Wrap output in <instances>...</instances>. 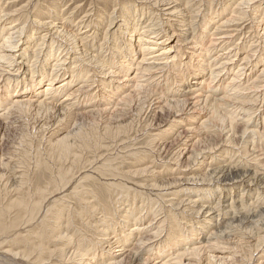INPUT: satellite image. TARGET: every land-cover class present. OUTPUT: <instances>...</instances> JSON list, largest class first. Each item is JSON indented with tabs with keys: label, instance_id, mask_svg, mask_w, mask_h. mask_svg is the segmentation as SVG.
<instances>
[{
	"label": "bare ground",
	"instance_id": "1",
	"mask_svg": "<svg viewBox=\"0 0 264 264\" xmlns=\"http://www.w3.org/2000/svg\"><path fill=\"white\" fill-rule=\"evenodd\" d=\"M74 1V7L66 11L61 0H49L47 13L39 8L32 20L25 14L24 22L19 18L21 8L9 24L6 21L14 19L15 12L3 7L19 0H0V246L9 243L0 264H264V208L252 212L251 217L243 213L247 199L251 207L264 204V20L259 19L261 12L260 17L250 12L251 17L242 8L261 0H232L235 9L220 24L214 20L226 12L225 2V9L221 7L213 17L200 12L201 6L211 7L212 0H206L207 4L205 0ZM88 1L96 6L83 11ZM109 6L112 12L104 14ZM77 13L82 16L74 18L78 28L73 32L69 25ZM41 15L48 17L35 18ZM245 19H259L262 24L261 34L254 35L257 38L251 44L244 41L247 27L222 29ZM27 21L31 22L29 27ZM233 33L244 36L241 46L234 43ZM229 40L234 42L228 46ZM257 41L260 44L256 45ZM217 46L220 50L213 54ZM93 85L95 94L87 90ZM60 95L62 101L54 104ZM132 111L136 118L146 114L142 134L147 142L142 151L133 149L136 145L131 136L136 132L131 131L135 120ZM11 116L17 120L9 122ZM140 118L135 123H140ZM29 119L35 124L41 121L39 129L50 119L61 128L45 138L48 160L38 153L32 166L23 162L28 152L17 148L18 155L11 152L9 158V148L4 149V143H10V130L16 132L18 123ZM23 121L18 133L22 148L27 145L23 144L27 129ZM169 136L172 139L166 142ZM120 137H127L121 142L132 144L128 155L132 154L136 165L125 163L133 170L121 171V166L110 161L113 156L110 160L102 157L101 152L111 148V142L107 146L104 142ZM234 148L240 149L241 159L251 168L247 165L239 170L235 165L238 159L236 167L229 166V155L240 153ZM16 155H22V160ZM10 162L18 165L11 167ZM158 163L166 168L155 171ZM91 169L101 182L108 179L103 188L106 193L120 190L125 197L131 190L116 179L149 174L151 180L146 181L152 182L148 186L151 190L179 189L174 196H184L187 203L176 198L177 207L186 206L183 209L197 220L182 231L175 215L172 221L170 213H165L159 223L155 222L152 233L156 236L166 229L167 222L168 227L174 225V232L147 249L145 244L154 237L144 236L148 232L143 229L150 227V222L141 228L135 215L123 213V221L118 219L122 194L119 200L112 193L79 196L84 184L96 181L88 174ZM34 171L42 181L33 188L30 173ZM163 174L170 178L155 182ZM65 193L74 201L73 206L65 204ZM4 196L9 198L2 202ZM235 206L238 215L233 211ZM98 211L103 213L99 218ZM141 251L158 259L142 257Z\"/></svg>",
	"mask_w": 264,
	"mask_h": 264
},
{
	"label": "rangeland",
	"instance_id": "2",
	"mask_svg": "<svg viewBox=\"0 0 264 264\" xmlns=\"http://www.w3.org/2000/svg\"><path fill=\"white\" fill-rule=\"evenodd\" d=\"M25 1H27V2H25ZM38 1V2H37ZM41 1V2H40ZM47 1V2H46ZM48 1L49 0H44V1H42V0H19V2L17 3V2H13V4H10L9 6H4V7H6V8H4L3 7V9L4 10H8L9 12H10V10H11V12L12 11H14L15 13H13L14 14V16H15V18L13 19L12 17H11V19L10 20H8V21H6V22H8L9 24L11 23V21H15L16 19H17V12L16 11H18V10H20L21 8L23 9V12H21L19 15V18H20V21L21 22H24V20L26 19L27 20V17H25V14H28V15H30V20H32L33 19V14L34 13H37V9L39 10V8H41L40 9V11H42V10H44V12H46V8H45V6L46 5H48L49 3H48ZM63 3H61V5H64V7H65V9L64 10H66V11H70L73 7H74V2H76V1H70V0H61ZM65 1V2H64ZM210 1V0H209ZM227 1V2H226ZM90 1H88V3H89ZM203 2V1H202ZM218 2V3H217ZM224 2H225V4H224ZM228 2H229V4H228ZM44 3V4H43ZM48 3V4H47ZM88 3H87V5L83 8V11L84 10H89L91 7H93L94 8V6H96V3H94V2H90L91 4H90V6H88ZM205 3L207 4V1L205 0ZM211 3H213V5H211V7H207V6H204V7H207V8H204V7H200V12H202V13H205L206 15L208 14L209 16L211 15V14H214L213 15V17H215V15L217 16V13H218V11L220 10V11H222L221 10V7L223 8V10L225 9V6L223 7L222 6V4H224V5H228V8H227V10H226V12H224L223 14H225V15H220V18L219 17H217L215 20H214V22L215 21H217V23H221V21L222 22H224L226 19H229L230 17V15H232L231 14V12H232V10L233 9H235V5L233 6V1L232 0H212L211 1ZM221 4V6H219L220 4ZM23 6H22V5ZM35 4V6H33ZM66 4V5H65ZM95 4V5H94ZM205 4V5H206ZM218 4V5H217ZM69 5V6H68ZM85 5V3H81V6H84ZM226 5V6H227ZM233 7H232V6ZM251 5V4H250ZM250 5L248 6V5H244L242 8H243V10H248V13H254V15L257 17L259 14H260V12H261V14H260V16H262V17H260V16H258V17H260L259 19H262V20H264V0H261V2L259 1L258 3H255V4H252L251 5V7H250ZM34 8H33V7ZM42 6V7H41ZM67 6V7H66ZM216 6H218V7H216ZM9 7V8H8ZM30 7V8H29ZM70 7V8H69ZM99 7V9L101 8V6L99 5L98 6ZM195 7V6H194ZM214 7H216V8H214ZM246 7H248V8H246ZM258 7H259V9H258ZM33 8V9H32ZM109 9H107V10H105V12L106 13H104V14H109V12H112V8L113 7H111V6H109L108 7ZM118 8V7H117ZM203 8H204V10H203ZM209 8V10L207 11L206 9H208ZM245 8V9H244ZM92 9V8H91ZM258 9V10H257ZM98 10V9H97ZM254 10V11H253ZM26 11H29V12H27L26 13ZM32 11V12H31ZM219 11V12H220ZM263 11V12H262ZM10 12V13H11ZM210 12V13H209ZM215 12V13H214ZM257 14H256V13ZM47 13V12H46ZM45 13V14H46ZM249 14L251 17L252 16H254V15H252V14ZM259 13V14H258ZM99 14H101L100 12H99ZM35 15V14H34ZM38 15V14H37ZM103 17H104V15L103 14H101ZM79 16V17H78ZM82 16V14H79V13H77L76 15H75V17H72L71 18V20H74V18L76 19L77 17L80 19V17ZM223 16V17H222ZM22 17V18H21ZM25 17V18H24ZM38 17V19H43L44 17H48V15H46V16H36L35 18H37ZM224 18H226V19H224ZM256 19V18H255ZM258 19V20H259ZM78 20V19H77ZM77 20H74V23L73 24H70L69 25V27L71 28V29H73V32L74 31H76V29L78 28V26L76 27L75 25V23L77 22ZM224 20V21H223ZM258 20H256V21H253L254 22V24H252L253 22H252V20L251 21H247V19H245V21L243 20V21H233L232 23H233V25L232 24H230L232 27H230V25L229 26H227V27H224V28H222L223 30L225 29V31L227 30L228 31V29H231V28H235V26H236V28H237V31H238V27L239 26H242L243 28L244 27H247V28H245V30L243 31V33L246 35V33H247V38H245L244 39V41H246L247 42V44L249 43V44H251V42L252 41H255L256 40V38L257 37H253L254 35L256 36L257 34H258V32H259V34H261V28H262V24L260 25L259 24V21ZM59 20H57L56 21V23L58 22ZM62 20H60L59 21V23L61 22ZM6 22H5V24H6ZM241 22V23H240ZM242 22H243V24H242ZM248 22V23H247ZM31 22H29V21H27V26L29 27V24H30ZM69 23V22H68ZM246 23H247V26H246ZM259 24V25H257V24ZM15 24V23H14ZM31 25V24H30ZM245 25V26H244ZM250 27H249V26ZM253 27H252V26ZM9 26H12V25H9ZM238 26V27H237ZM73 27V28H72ZM252 27V28H251ZM8 28V27H7ZM101 28V30H102V27H99V29ZM165 28V27H164ZM227 28V29H226ZM259 28V29H258ZM35 29H36V27H35ZM246 29H247V31H246ZM249 29V30H248ZM256 29H258V30H256ZM243 30V29H242ZM251 30V31H250ZM222 31V30H221ZM248 31H250V32H248ZM257 31V32H256ZM255 32V33H254ZM41 33V32H40ZM242 33V34H243ZM233 40H235L236 39V41L234 42V43H238V46H241L242 45V41H243V35L241 36L240 34H235V33H233ZM237 35H239V36H237ZM249 35H251V37L249 36ZM236 36V37H235ZM261 36V35H260ZM238 37V38H237ZM250 37V38H249ZM264 37V36H263ZM262 37V38H263ZM242 38V39H241ZM263 40H264V38H263ZM261 41H262V39H261ZM261 41H257V44L256 45H258V44H260V42ZM233 42H230V40H229V44H228V46L229 45H231V43H233ZM243 45H244V43H243ZM255 44H254V46H256ZM253 46V47H254ZM261 46V45H260ZM252 47V48H253ZM220 50V46L218 47H216V50H214L213 51V54L216 52V51H218L219 52V50ZM245 53V51L243 50V51H241L239 54H238V57L239 58H242V55ZM91 83V82H90ZM75 85H78L77 83H75ZM91 87V88H90ZM87 90L88 91H91V93H93V94H95L97 91H96V85H93V86H90ZM95 91V92H94ZM63 96V95H62ZM62 96L60 95V96H57L55 99V102H54V104L56 103L57 105H59L58 104V101L60 100V101H62ZM60 97V98H59ZM60 101H59V103H60ZM113 103H114V101H113ZM89 105V104H88ZM111 105H113V104H111ZM2 110V108H0V114H1V112H3V111H1ZM131 112V111H130ZM134 113V115H132L133 116V118H135V120H134V123H132L133 124V127H132V130L131 131H133V132H136L135 133V135L133 136H131V137H134V138H132L131 139V141L134 143V145H136V146H134V148L133 149H137V150H139V148H140V150L139 151H142V150H145V144L144 143H146L147 142V139H146V137H144L145 135H143L144 134V131H143V126L145 125L144 124V122H146V119H145V117H146V114L143 116V114H141L140 116H141V118H140V116L138 117V118H140L141 120V122L140 123H135L136 121H138L137 119L138 118H136L135 116H136V113L135 112H133L132 111V113L131 114H133ZM148 113V112H147ZM131 114L128 116V117H131ZM153 114V113H152ZM152 114H150V115H152ZM148 116V115H147ZM12 118V116L11 117H9V122H12L13 121V119L15 120L16 119V116H13V118ZM12 120V121H11ZM17 120V119H16ZM15 120V121H16ZM23 121V120H22ZM22 121L21 122H19L18 124L20 125L19 126V128H18V130L16 131V132H12V130H10L11 132H9L10 133V137H9V142L10 143H8L7 145L4 143V146H5V148L4 149H6V148H9V150H10V152H9V158L11 157V152H18L19 153V149H17V148H20V150L22 151V150H24L26 153H27V157H28V159L27 160H23V162H25V164H30L29 166H32V163H34L36 160H35V158L37 157H35V155L37 154L38 155V153H39V157L41 158V159H43V160H48V157H47V151L49 150V147L47 146V143H45V142H47L48 141V137H49V135L51 134V133H53V132H56L58 129H61V128H56V122H55V120H51L50 119V121H49V123L48 124H45V126H44V128L43 129H39L40 128V126L42 125V122L41 121H39L37 124H35V120L34 119H29V120H27L26 122L25 121H23V123H24V125H26L27 126V129H26V132H25V134H23L24 135V137H23V135H22V137H23V144L24 145H26V143H27V145L26 146H24V148H22L21 147V145H22V142H19V137H20V135L18 134L19 132H22L21 131V127L23 126V124H22ZM26 123V124H25ZM146 126V125H145ZM35 127V128H34ZM182 127V126H181ZM54 129V130H53ZM152 129H154L153 127L150 129V131L152 130ZM28 130V131H27ZM32 132V134H31V132ZM183 130V129H182ZM181 130V131H182ZM25 131V130H24ZM51 131V132H50ZM147 131H149V130H147ZM146 131V132H147ZM145 132V133H146ZM143 133V134H142ZM149 133V132H148ZM27 134V135H26ZM44 134V135H43ZM132 134V132H130V134L129 135H131ZM18 135H19V137H18ZM28 136V137H26V136ZM137 135V136H136ZM32 136V137H31ZM14 137H18V140H16L15 141V139H13ZM136 137V138H135ZM138 137H142V138H140V139H138ZM30 138V139H29ZM44 138V139H43ZM45 138H48V139H45ZM125 139H127V137H120V138H116L115 140L114 139H110V140H112L113 142H115V143H112V141H105L104 142V145H106V144H109L110 142L112 143V145H111V143L109 144L110 145V149H108V150H103L102 152H101V154H102V157H104V156H106L105 157V159H108V160H110L111 158H112V156L114 157V158H112L110 161H112L113 163V165H116V166H121L120 167V169H121V171H124L125 172V170L127 171V170H129L130 168L129 167H127L128 165L126 164V163H132L133 164V161H132V159H131V157L132 156H130V155H132V154H130L129 153V155H128V151L129 150H131V143H128V141H124V142H121V140L123 141V140H125ZM134 139V140H133ZM144 139H145V141H144ZM172 139V136H169V137H167L166 138V142L167 141H170V140ZM14 140V141H13ZM43 140V141H42ZM136 140V141H135ZM12 142V143H11ZM16 142V143H15ZM31 142H32V144L33 145H31ZM119 142V143H118ZM21 143V144H20ZM30 143V144H29ZM124 143V144H123ZM127 143V144H126ZM10 144V145H9ZM15 144V145H14ZM16 144H18V145H16ZM114 144V145H113ZM128 144H129V146H128ZM9 145V146H8ZM128 146V147H126V146ZM142 145H144V147L142 146ZM16 146V147H15ZM27 146H29V147H27ZM32 146V147H31ZM38 146V147H37ZM107 146V145H106ZM118 146H120V148L118 147ZM30 147H31V149H30ZM41 147V148H40ZM123 147H126L125 149V151H124V149H123ZM130 147V148H129ZM12 148V149H11ZM17 149V150H15V149ZM22 148V149H21ZM29 149V150H28ZM36 151H35V150ZM118 149H121V151L120 150H118ZM123 149V150H122ZM239 148H234L233 149V151H235V153H238L237 151H240V149L238 150ZM37 150H39V151H37ZM21 151H20V153H21ZM33 152V153H31V152ZM36 153H35V152ZM109 151V152H108ZM111 151H113L112 153H110ZM14 152V153H15ZM15 153V154H17L18 155V153ZM107 152V153H106ZM134 151H132V153H133ZM14 153H12V154H14ZM116 153V154H115ZM123 153H125V155L123 154ZM127 153V154H126ZM15 154H14V156H13V158L15 157ZM106 154V155H105ZM238 154H240V156L242 155V152L240 151V153H238ZM238 154H236L234 157H232V153H231V156L229 155V157H231L230 159H228V161L230 160V164H232V165H229V166H234V167H236L237 165V167H239L240 169L239 170H244V168L245 167H247V165H248V167H250L251 168V164H249V163H245L244 161H243V159H241V158H243L242 156L240 157ZM16 155V156H17ZM121 157H120V156ZM122 155H123V158H122ZM20 156V155H19ZM19 156H17L18 158H20L19 160L21 161L22 160V155L19 157ZM130 156V157H129ZM35 157V158H34ZM47 157V158H46ZM115 157H117V158H115ZM119 157V158H118ZM126 157H128V158H126ZM17 158V159H18ZM38 158V157H37ZM36 158V159H37ZM144 158L146 159V157L144 156ZM234 158V159H233ZM115 159V160H114ZM129 159V160H128ZM185 159V158H184ZM238 159V160H237ZM29 160H30V162L31 163H29ZM118 162H117V161ZM151 160V159H150ZM237 160V162H239V163H237V164H235V161ZM233 161H234V163H233ZM241 161V162H240ZM15 162V161H14ZM14 162H10L9 163V166H11V167H13V166H16V165H18L17 163H16V165H14ZM123 162V163H122ZM126 162V163H125ZM98 163H101V162H98ZM145 164H146V161L144 162ZM215 163V162H214ZM213 163V164H214ZM251 163V162H250ZM236 166H235V165ZM240 164V165H239ZM245 164H246V166H245ZM13 165V166H12ZM133 165H136V164H133ZM161 165V166H160ZM241 166V167H240ZM140 167V166H139ZM166 168V167H164V165L163 164H160V163H158V165H157V167H155L156 169H155V171H162L163 170V168ZM173 167V169H175L176 167L175 166H172ZM214 167H216V166H214ZM214 167H211V169H213ZM129 168V169H128ZM160 168H161V170H160ZM32 170H34V169H32ZM130 170H133V169H130ZM129 170V171H130ZM170 173V172H169ZM31 175H30V177H31V179H32V185H33V188H34V186H36L37 184H39L41 181H42V179H40L39 177H38V174L34 171V172H31L30 173ZM88 174H91V176H93V177H95L96 178V181H94V182H92V181H90V183H87V184H84L83 185V191H82V193L79 195V196H81V195H83V194H95L96 196H110V194H111V196H115L114 197V199L115 200H119V199H121V201L119 202V204H118V210L117 211H119L118 213H119V217H118V219L122 222L123 221V219L121 218L124 214H130V215H135V217L136 218H138V220H141V223H142V227L141 228H144L143 227V225L144 226H146L149 222H150V227H148L147 229H146V227H145V229H143V230H147L146 232H148V233H146V234H149V235H144V236H152L153 235V230H155L156 229V223H159L165 216H166V214H168V213H170L171 214V216H170V214L168 215L169 216V218H172L173 219V217H174V215H175V220L178 222V226L180 227V229H182V231H184V230H186V229H188V226H190L191 224H193V223H195L196 222V220H197V218L194 216V215H190V213H189V211H188V209H183V208H185L186 206H180V207H177V205L179 204L178 202H180L181 200H184V202L185 203H187V201H185V197L184 196H174V194L173 193H175V192H178V190L179 189H172L171 191L170 190H166V191H164V192H158L157 190H151V188H149L148 186H149V184H151L152 182H149V181H146V180H151V178L149 177V176H147V175H149V174H145V175H143V176H141V177H134L133 179H131V180H128V179H124V177H122V179L121 180H119V179H116L115 180V182L117 181V182H123L124 183V185H126L127 186V189L130 191L131 190V192H129V195H131L132 194V196H129L128 195V197H125L124 196V194L125 193H121V191L120 190H118V191H116V190H113L115 193H113V191L112 190H110L109 191V193L110 194H108V193H106L105 192V189H103L104 187L106 188V185H108V183L109 182H106L108 179H105L103 182H101L100 181V178L94 173V169H91L90 171H89V173ZM16 176V175H15ZM170 178V176L169 175H167V174H163V175H161V178H159V179H156L155 180V182L156 181H159L160 179L161 180H164L165 178H168V177ZM165 177V178H164ZM76 178H77V175H76ZM142 178V179H141ZM99 179V180H98ZM123 180V181H122ZM143 180L145 181V182H143ZM130 181H134V183H136V185L133 183L132 184V182L130 183ZM122 183V184H123ZM139 185H138V184ZM148 183V184H147ZM41 184V183H40ZM128 184V185H127ZM142 184V185H141ZM144 184V185H143ZM92 185V186H91ZM138 185V186H137ZM86 187V189H85V187ZM88 186V187H87ZM130 186V187H129ZM132 186L134 187V188H132ZM145 186H147V187H145ZM94 187V188H93ZM95 187H96V190H95ZM129 187V188H128ZM144 187V188H143ZM88 188H90V190L92 191H90ZM131 188V189H130ZM146 188V189H145ZM133 189H135V190H133ZM136 189H138V190H136ZM142 189V190H141ZM144 189V190H143ZM139 190H141V192H139L138 193V191ZM151 192H150V191ZM90 191V192H89ZM135 191V192H134ZM144 191V192H143ZM147 191V192H146ZM94 192V193H93ZM156 192V193H155ZM134 193V194H133ZM144 193H146V194H144ZM170 193V194H169ZM57 194H59V193H57ZM65 194H67V193H65ZM115 194V195H114ZM122 194V196H121V198H120V196L119 195H121ZM139 194V195H138ZM160 195V197H158L159 195ZM166 194V195H165ZM136 195H138L137 196V198L135 197ZM149 195V196H148ZM157 195V196H156ZM164 195V196H163ZM68 196V194L65 196V197H63V198H65V199H67V200H69V201H67V200H64L65 201V204H67V205H69V207H70V205L71 206H73L72 204H74V201L73 200H70L71 198L70 197H67ZM141 196V197H140ZM4 197H5V199H4ZM3 198H2V202H5V200H6V198L8 197V196H4ZM55 198H58L59 196H54ZM89 197H90V199L93 201V199H94V202L96 203V200H95V198L93 197V195H89ZM119 197V198H118ZM135 197V198H134ZM141 199H140V198ZM148 197V198H147ZM152 197H154V198H151ZM163 197V198H162ZM244 198V200L245 199H247V197L246 196H243ZM9 198V197H8ZM70 198V199H69ZM128 198H130L129 200H128ZM168 198V199H167ZM175 199V200H172V199ZM176 198H177V201H178V199H179V201L177 202L176 201ZM184 198V199H183ZM132 199H134L133 200V202H132ZM136 199V200H135ZM139 199L140 200H142L141 202V204L143 205V207L140 205V201H139ZM154 199V200H153ZM161 199H163V200H161ZM165 199H167L166 201H165ZM152 202H151V201ZM155 200H156V202H155ZM243 200V201H244ZM123 201V202H122ZM126 201V202H125ZM172 201V202H171ZM176 201V202H175ZM251 201H253L254 202V199H251ZM101 202H105L103 199H101ZM145 202V203H144ZM151 202V204H149ZM155 204H154V203ZM163 202H165V203H163ZM247 206H246V211L245 212H243L246 216H249V217H251L252 215L251 214H253L256 210H262L263 208H264V204H262L263 206H261V203H255V206H253V207H251L249 204H250V202H249V200L247 199ZM111 203V202H110ZM125 203H127V204H125ZM137 203V204H136ZM173 204V207L174 208H172L171 207V205ZM175 203V204H174ZM177 203V204H176ZM159 204H160V206H159ZM171 204V205H170ZM260 204V205H259ZM45 205V204H44ZM170 205V206H169ZM136 206V207H135ZM141 206V207H140ZM147 206V207H146ZM155 206V207H154ZM158 208H157V207ZM204 206H206V205H204ZM149 207V208H148ZM164 207H165V209L167 208V210H165L164 209ZM248 207H250V212H249V210H248ZM260 207H263V208H260ZM113 208H115V206L113 207ZM147 208V209H146ZM160 208V209H159ZM171 208V209H170ZM179 208V209H178ZM251 208H252V210H251ZM72 209V211L73 210H75V207H74V209L73 208H71ZM129 209V210H128ZM138 209V210H137ZM168 209L170 210V211H168ZM172 209H174L173 211H171ZM123 210V211H122ZM133 210V211H132ZM143 210V211H142ZM152 210H154V211H152ZM159 210V211H158ZM180 210H181V212H180ZM183 210H185V211H187V212H185V211H183ZM196 210V209H195ZM236 210V211H235ZM71 211V212H72ZM84 211V213H86V211L87 210H83ZM132 211V212H131ZM139 211V212H138ZM142 211V212H141ZM155 211H156V213H155ZM177 211H179V213H180V215H181V213H182V215L181 216H179V213L177 212ZM185 212V215H184V213L183 212ZM233 211H235L236 212V215H238V213H237V207L235 206V209L233 210ZM244 211V210H243ZM99 213H98V215H96L97 216V218H99L100 216H99V214L100 215H103V213L101 212V211H98ZM136 212V213H135ZM151 214H150V213ZM162 212V213H161ZM168 212V213H167ZM171 212H173V214L171 213ZM178 213V215H177V213ZM235 212H233V214L235 213ZM253 212V213H252ZM124 213V214H123ZM139 213V214H138ZM154 213L157 215H155V217H154ZM159 213V214H158ZM166 213V214H165ZM248 213H250V215L248 214ZM123 214V215H122ZM141 215V216H140ZM188 215V216H187ZM164 216V217H163ZM182 216H184V217H182ZM194 216V217H193ZM158 217V218H157ZM140 218V219H139ZM143 218V219H142ZM145 218V219H144ZM152 218V219H151ZM193 218V219H192ZM174 219L172 220V221H174ZM182 219V220H181ZM186 219V220H185ZM226 219H227V217H226ZM225 219V220H226ZM66 220V219H65ZM119 220H117V222L119 221ZM154 220H156V221H154ZM180 220V221H179ZM190 220V221H189ZM193 222H192V221ZM135 221V220H134ZM149 221V222H148ZM151 221H153V222H151ZM175 221V227L177 226V222ZM217 221V223L219 224L220 223V219H218V220H216ZM76 222H80L78 219H77V221ZM127 222V221H126ZM156 222V223H155ZM185 224H184V223ZM120 223V222H119ZM169 223H170V221H169ZM129 225V224H128ZM131 225V224H130ZM170 226L171 227H168V222H167V227H166V229H164V230H161V232H157L156 233V236H154L153 235V237L154 238H152L151 240H152V242H151V240L149 241V243H146L145 245L147 246V249L150 247V245H152V246H158L159 245V243L164 239V237L166 236V234L169 232V233H171V231H173V228H174V225H171L170 224ZM184 228H182V227ZM78 227H81V225H79L78 224ZM167 228H168V230H167ZM171 228H172V230H171ZM149 229V230H148ZM151 230V231H150ZM167 232H166V231ZM151 232V233H150ZM174 232V231H173ZM151 234V235H150ZM171 234H173V233H171ZM162 235V236H161ZM201 237H202V234H200L199 236H198V240H200L201 239ZM246 240V239H245ZM148 245H149V247H148ZM231 245L232 244H230V245H228L229 247H231ZM2 246V245H1ZM0 246V256H2V257H4L3 256V254H4V252H5V254H7L6 253V249H7V251H9L8 250V248H9V243H7L5 246L3 245V247H1ZM8 246V247H7ZM130 246H132V244L130 245ZM146 246H144V248H143V250H147L146 249ZM151 246V247H152ZM4 249V250H3ZM3 250V251H2ZM174 251H175V249H174ZM142 252V254H141V256L142 257H151V259H158V258H155L154 256H152V254L151 253H148L147 254V252H144V251H141ZM173 252V250L170 252V253H168V254H171ZM3 253V254H2ZM150 254V255H149ZM153 255H154V253H153ZM168 255H165L164 256V258L165 257H167ZM142 257H140V258H142ZM259 257V255L257 256V258ZM255 260V259H254ZM257 263V262H256ZM255 263V264H256Z\"/></svg>",
	"mask_w": 264,
	"mask_h": 264
}]
</instances>
